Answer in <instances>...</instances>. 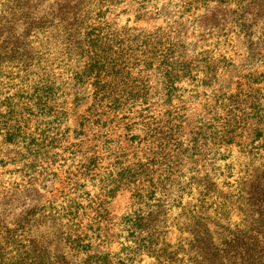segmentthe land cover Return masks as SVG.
Segmentation results:
<instances>
[{
	"label": "rangeland",
	"instance_id": "obj_1",
	"mask_svg": "<svg viewBox=\"0 0 264 264\" xmlns=\"http://www.w3.org/2000/svg\"><path fill=\"white\" fill-rule=\"evenodd\" d=\"M25 1L0 0L7 222L75 205L93 246L48 239L59 264H160L148 233L177 264H264V0H84L72 26Z\"/></svg>",
	"mask_w": 264,
	"mask_h": 264
},
{
	"label": "trees",
	"instance_id": "obj_2",
	"mask_svg": "<svg viewBox=\"0 0 264 264\" xmlns=\"http://www.w3.org/2000/svg\"><path fill=\"white\" fill-rule=\"evenodd\" d=\"M32 0H27L21 5L22 8H28V4ZM84 0H63L58 3V9L55 10L51 23L63 21L67 17L69 22L67 24L72 26L74 21L78 19V12L76 8ZM139 3H144V0H136ZM71 15V16H69ZM70 17H73L70 20ZM59 18L61 20H56ZM174 67V65H172ZM193 69V68H192ZM96 95H102L109 97L112 92L108 90H96ZM66 214H73L74 216L66 219V215L62 211L54 210L52 208L47 211L42 209L38 211V216L34 215L33 219L29 216H24L23 219H16V224L10 225L7 222L5 214L0 211V264H59L56 259L64 258L67 261V255L65 253H56L52 250V243L48 239L57 241H64L70 243L69 249L72 251L82 252L87 248H92L93 243L84 230L87 228L82 227L81 220L77 214V207L73 204L63 206ZM76 212V213H75ZM6 219V220H5ZM12 222V221H11ZM90 228L94 230V234L97 235L103 227L98 225V222H94L90 225ZM99 231V232H98ZM149 232L147 228H141L138 231L133 230V235L136 233ZM101 235V232H100ZM99 235V236H100ZM154 237V233H148L147 236L142 237L141 240H145L143 247H149L153 251H149L151 256L160 261V264H177V261H183L184 256L179 255V251H169L168 248H158V240ZM156 239V242H154ZM138 243L137 241L134 242ZM142 245L139 243V246ZM135 254L136 250L133 248ZM184 255V254H182ZM186 255V253H185ZM188 255V254H187ZM89 258L95 263L101 264L102 255L95 253L94 256L89 255ZM214 258V257H213ZM136 258L132 256V260ZM201 262V259H200ZM69 263V262H67ZM66 263V264H67ZM202 263V262H201ZM65 264V263H64ZM233 264V263H231Z\"/></svg>",
	"mask_w": 264,
	"mask_h": 264
}]
</instances>
